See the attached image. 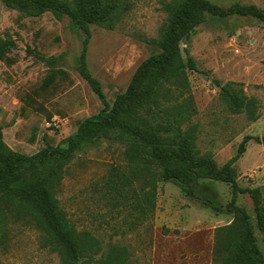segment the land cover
<instances>
[{
    "label": "rangeland",
    "instance_id": "obj_1",
    "mask_svg": "<svg viewBox=\"0 0 264 264\" xmlns=\"http://www.w3.org/2000/svg\"><path fill=\"white\" fill-rule=\"evenodd\" d=\"M131 1V11L114 30L91 27L88 67L109 103L126 91L140 64L159 52L144 40H157L168 20L163 4L170 0ZM208 1L225 9L255 5L264 11V0ZM0 37L15 43L0 60V123L12 150L32 156L46 145H63L82 121L103 108L76 71L85 36L68 17L58 20L51 12L27 17L7 9L0 0ZM181 52L184 60L189 56L197 66V71L188 72V93L170 101L193 102L196 113L182 129L194 127L199 155L212 157L220 167L248 137L246 152L236 166L238 184L243 189H264V22L250 16L207 15L181 43ZM41 56H60L59 68L49 69L40 62ZM49 77L54 82L48 86ZM228 84L258 101L257 121L228 109L221 91ZM143 115L148 120L145 131L176 149L178 133L161 130L162 117ZM125 150V144L105 138L84 148L64 167L63 179L53 191L69 224L100 243L101 252L81 264H101L113 247L125 251L126 264H216V231L229 225L233 216L206 208L177 185L161 182L155 212L137 220L134 196L126 200L109 191L112 177L130 175ZM200 184L216 192L220 205L231 202L230 185L209 179H201ZM139 187L135 183L127 189L133 195ZM237 203L248 211L256 228L249 195H240ZM2 207L0 264H64L59 248L38 227L37 214L30 207L18 203ZM255 233L264 253L262 235L257 228Z\"/></svg>",
    "mask_w": 264,
    "mask_h": 264
},
{
    "label": "trees",
    "instance_id": "obj_2",
    "mask_svg": "<svg viewBox=\"0 0 264 264\" xmlns=\"http://www.w3.org/2000/svg\"><path fill=\"white\" fill-rule=\"evenodd\" d=\"M1 1L7 9L19 11L27 17L38 18L46 12H51L58 20L66 16L84 33V46L77 60L76 71L101 101L103 108L82 121L63 145H46L32 156L18 153L7 145L4 126L0 123V225L4 220V203L30 207L37 214L38 227L59 248L64 264H81L84 258L93 260L101 252L98 239L87 232H77L69 224L53 191L63 179L64 167L74 155L105 138L126 146L130 175H118L117 180L112 177L109 191L118 193L126 200L134 196L137 200L133 204L137 220H146L148 214L155 212L158 184L173 183L204 207L216 212L225 210L233 216L229 225L216 231V264H264V253L255 233L257 228L264 242V189H243L238 184L236 166L246 152L249 138H245L237 154L220 167L212 157L199 155L194 127L186 131L182 129L196 113L192 100L170 103L182 97L183 93H188V72L197 71L191 57L184 60L181 43L205 22L207 15L219 18L250 16L264 22V11L255 5H234L225 9L208 0L165 2L163 9L168 14V20L161 29L160 37L157 40H144L159 52L140 64L126 91L109 103L100 81L88 67L91 27L114 30L131 11V0ZM14 45L11 38L0 37V60ZM39 60L49 69H57L61 57L41 56ZM52 82L54 77H49L45 85L49 86ZM221 91L231 112L245 113L251 121L258 120L259 104L256 99L248 97L235 84H228ZM145 113L163 118L164 124L159 125L161 130L178 133L176 149L167 148L156 134L145 131L148 126V120L143 115ZM201 179L230 185L231 202L227 206L220 205L216 192L201 185ZM135 183L140 184V193L133 189V195H130L127 188ZM242 194H248L252 200L256 228L248 211L237 203ZM101 264H126L125 251L113 247Z\"/></svg>",
    "mask_w": 264,
    "mask_h": 264
},
{
    "label": "water",
    "instance_id": "obj_3",
    "mask_svg": "<svg viewBox=\"0 0 264 264\" xmlns=\"http://www.w3.org/2000/svg\"><path fill=\"white\" fill-rule=\"evenodd\" d=\"M262 143H263V145H264V139L262 140Z\"/></svg>",
    "mask_w": 264,
    "mask_h": 264
},
{
    "label": "crops",
    "instance_id": "obj_4",
    "mask_svg": "<svg viewBox=\"0 0 264 264\" xmlns=\"http://www.w3.org/2000/svg\"><path fill=\"white\" fill-rule=\"evenodd\" d=\"M52 57H54V56H52Z\"/></svg>",
    "mask_w": 264,
    "mask_h": 264
}]
</instances>
